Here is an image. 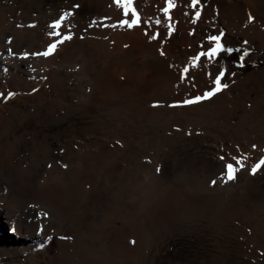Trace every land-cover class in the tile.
I'll return each mask as SVG.
<instances>
[{"label": "bare ground", "instance_id": "1", "mask_svg": "<svg viewBox=\"0 0 264 264\" xmlns=\"http://www.w3.org/2000/svg\"><path fill=\"white\" fill-rule=\"evenodd\" d=\"M217 1L233 4L231 8L235 9L234 13L239 15L240 19L243 18L235 0H216L213 9L217 7ZM84 4L94 5L95 10L82 13L80 8ZM172 5L169 8L168 0L156 2L133 0V7L139 15V24L128 27L121 26V22L127 19L131 23V12L125 17L123 9L118 8L113 0H0V73L6 71L12 74L13 79L22 76L21 82L25 87L32 89L45 83L50 66L53 69L55 65L56 73L61 74L64 69L66 71L71 69V64H76L92 75L93 79L88 87H82L79 83L72 85L73 89L68 90V96L74 97L73 90L82 93L83 89L84 92H88L86 95L88 97L84 96L88 101L97 103L102 109L110 107V110L117 114L116 119L104 115L99 118V122H104L105 119L109 131L118 141L126 136L130 144L140 142L144 136H150L152 130H155L156 127H152L151 124L157 123L165 131L171 132L169 141H179L181 145L188 146L189 149L181 154L182 157H195V153L212 154L219 159L221 156L224 157V160L220 159L221 162L215 167L216 174L212 170L209 173L204 171L201 173L204 178L199 180L194 177L196 169H191L192 175L180 173V177L173 171L179 180L165 184L160 181V177L151 175L153 161L164 166L166 160L171 159L164 152L156 154L152 151L149 156L144 157L150 158L147 163H144L140 150L136 151L134 145L129 151L122 153L117 150L83 152L76 161L90 163L86 164L89 165L86 168L90 175L92 173L97 176L96 179L93 178L92 184L97 192H104L107 212L113 220L121 221L122 226L130 225L137 237L135 245L142 241L143 231L150 227L140 225L145 214L155 219V214L160 209L172 213L176 211L177 206L182 213L189 205L203 202L206 198H209V202L214 198L213 203H218L222 201L221 198L232 197L235 193L233 188L226 186L229 191L220 193L223 191L221 186L228 180L225 165L227 163L234 165L236 171L233 179L237 180L243 173L250 174L252 166L264 157V115L255 117L252 108L244 109L240 120L235 123L238 127L230 125L224 134L231 145L226 154L221 151L223 145L206 137V134L220 133L217 125L212 123V114L223 115L225 120L231 118L227 112L234 111L235 105L232 106L228 91L236 81L230 85L225 81L228 86L209 98L191 104L185 103L186 100L194 99L196 96L203 97L205 92L215 89V85L211 86L215 71L213 68L200 70V83L193 88H187L188 93L183 92L186 88L176 86L179 81L181 82L182 76L168 67L167 61L176 57L171 55L168 49V53L163 52L164 46L166 50L171 32H175L177 26L186 28L188 24L198 22L205 13V8L201 0H196L195 4L193 0H172ZM172 8L174 12H171ZM165 9H168L167 13ZM68 13L71 15H67L59 29L49 27ZM245 19L247 23L248 17ZM160 23H166L170 32L162 33L164 26L161 27ZM144 29L160 34L157 40L151 38L148 44L142 47L143 42L140 38L144 34ZM53 31H59L61 35L50 36L49 33ZM65 35H70L71 39L57 43L56 49L49 56L34 55L46 51L51 43L60 41ZM22 38L27 41L24 44L23 40L24 46H19L25 51L18 52L20 50L17 49L18 43ZM62 52L68 54L64 60L57 63L58 55ZM27 75H30L32 84L28 83L30 80L24 78L28 77ZM41 77L43 80L39 81ZM124 81L127 86L120 88ZM46 84L50 85L47 91L49 96L56 95L57 87L63 88L62 80L55 76L48 78ZM18 87L17 84L15 90H18ZM15 93L14 90H8L4 95L1 93L0 98L11 99L15 97ZM111 97L118 99L112 100ZM157 99L165 101V106L156 107L154 104L157 103ZM179 104H182V107ZM175 105L176 108L173 107ZM4 108L1 107L3 111ZM206 111H212V114L209 115ZM128 121L136 123L140 127L139 131L141 127H145L144 134L139 135V132L131 127L123 131ZM201 123H204V128L199 126ZM236 128L239 130H235ZM187 135L194 138L198 136L197 145H194L196 143L194 139H186ZM14 137L15 142L10 138L11 142L0 144V173L8 177L9 171H14L24 179H18L16 182L8 179L12 187L6 192L0 185V216H4L11 233L14 236L19 235L25 243H17L14 237H10L13 240L5 244L10 256L26 258L29 264H50L55 256H49L51 253L48 251L52 248L49 246L55 239L61 244L64 237L75 232L71 225L80 222L81 216L78 213L89 204V192L85 188L86 183L82 184L80 179H75V153L65 155V147H60L54 155L55 158L46 154L39 162L33 164V168L29 163L31 156L29 151L21 156L17 154L15 161L10 160L11 152L13 153L21 144L24 145L20 141L22 136L16 134ZM40 144L43 145L44 142L41 141ZM253 145L256 146L255 149ZM233 156L241 159L244 166L237 165L232 159ZM57 157L66 163L54 162ZM67 158L71 161H67ZM21 164H26L29 170L22 171L19 167ZM121 165L128 167L127 170L120 168ZM37 166H41V169L37 170ZM263 167L261 166L259 170ZM137 174L138 178L135 180ZM142 175L151 178L146 182ZM172 177L174 176H170L169 181ZM38 180L42 182L39 183ZM24 185L28 188H22ZM24 189H28L26 196L19 194ZM207 193L209 197L206 196ZM12 194L20 195V198L11 199ZM147 197L148 200H145ZM24 199L34 202L24 208ZM125 211L128 213L125 214ZM63 221H66V226L61 232L49 234L50 237L46 239L44 232L49 230L50 233L51 229H48L50 225H60ZM2 227L3 225H0V231ZM152 230L156 231V225Z\"/></svg>", "mask_w": 264, "mask_h": 264}, {"label": "rangeland", "instance_id": "2", "mask_svg": "<svg viewBox=\"0 0 264 264\" xmlns=\"http://www.w3.org/2000/svg\"><path fill=\"white\" fill-rule=\"evenodd\" d=\"M215 1L201 0L205 8L201 20L193 25L188 24L186 28L177 26L175 32H171L170 42L166 45V50L164 46L163 52H169L176 57L168 60L167 65L176 74L182 76L181 82L179 81L176 86L186 88L185 91L182 90L183 92L188 93L187 88H193L200 83V70L213 68L214 77L223 73L222 84L228 81L230 85L236 81L228 91L232 106L235 105L234 111L227 112L231 118L225 120L223 115L218 116L212 114V111H206L209 115H213L212 123L217 125L220 131V136L211 133L206 134V137L223 145L221 151L226 154L231 145L224 134L227 133L230 125L238 127L235 123L240 120L244 109L252 108L255 117L264 115V0H235L239 6L237 8L242 12V19L234 13L235 9L231 8L233 4L217 1L218 5L213 9ZM94 10L95 6L92 4H84L80 8L82 13ZM174 11L172 8L171 12ZM246 17H248L247 23ZM160 26H164L162 33L169 31L166 23H160ZM159 34L144 29V34L140 38L143 42L142 47H145L151 38L157 40ZM213 37H219V40H213ZM26 41L24 38L19 41L18 52L25 51L20 46L23 47ZM217 43L221 46V50L213 56L207 55ZM231 48L233 51L228 55V50ZM235 49L243 52L237 53ZM67 54V52L60 53L56 62L64 60ZM51 67L46 73L45 83L52 76L60 78L63 83V88H56L55 96L48 95L50 86L48 84L44 83L41 87L31 85L33 88L29 89L21 82L22 76L13 79L12 74L6 71L0 73V94L4 95L8 90L16 92L14 98H0V144L11 142L10 138L15 142L16 134L22 136L20 141L24 144L11 152L10 160L15 161L17 154L21 156L29 151L32 156L29 157V163L33 167V164L39 162L44 155L48 154L55 158L54 155L60 147H65V155L75 153V179H80L82 184L86 183L85 188L89 192V204L78 213L81 216L80 222L71 225L75 232L64 237L61 244L55 239L49 246L52 247L47 250L51 253L49 256H55L50 264H264V167L255 174L243 173L237 180L228 179L221 186L223 191L220 193L229 191L226 186L235 189V193L232 197L221 198V202L213 203L214 198L213 200L210 198L212 201L209 202V198H206L203 202L189 205L182 213L177 206L176 211L172 213L160 209L155 214L156 220L151 215L145 214L140 225L150 227L143 231L142 241L135 245L137 237L130 225L122 226L121 221L113 220L107 212L104 192L103 194L97 192L92 184L93 178L97 176L92 173L90 175L86 168L89 166L86 164L90 163L76 161L83 152L117 150L122 153L129 151L132 145L136 151L140 150L143 158L149 156L152 151L156 154L164 152L167 157H171L166 160L164 166L154 161L152 163L149 161V164L151 163L152 167L151 175L160 177V181L165 184L171 181L177 182L180 173L192 175L191 169H196L197 173L194 177L202 180L204 177L201 173L204 171L209 173L212 170L216 174L215 167L221 161L218 156L207 153H195V157H182L181 154L189 149L188 146L181 145L179 141H169L171 132L165 131L157 123L151 124L152 127H156L155 130H152L150 136H144L140 142L130 144L126 136L118 141L109 131L105 119L102 118L104 122H99V118L104 115L116 119L117 114L111 111L110 107L102 109L97 103L88 101L84 98L88 92H84L83 89H81L82 93L73 90L74 97L68 96V90L73 89L72 85L79 83L82 87H88L93 76L76 64H71V69L67 71L64 69L61 74L56 73L55 65L53 69ZM27 76L24 78L30 80L28 83L32 84L30 75ZM38 80L42 81L43 77ZM213 81L211 86L215 85ZM16 83L19 85L18 90H15ZM126 86L127 83L124 81L120 88ZM111 98L118 99V97ZM164 103L165 101L157 99L154 105L164 107ZM179 105L182 107V104ZM1 107H5L4 111ZM173 107L176 108V105ZM125 124L123 131L131 127L137 130L139 135L144 134L145 127H141L139 131L140 127L132 121ZM199 126L204 128V123ZM235 130L238 131L239 128ZM197 137L187 135L185 138L194 139L196 142L194 145H197ZM41 141L44 142L43 145L40 144ZM44 145H46L44 148H40ZM148 159L150 158H144V163H147ZM56 161L66 163L60 157L54 162ZM67 161L71 160L67 158ZM19 167L24 172L29 170L26 164H21ZM37 167H35L37 170L41 169V166ZM120 168L126 171L128 167L121 165ZM170 176L174 177L169 181ZM137 178L138 174L134 179ZM150 178L142 175V179L146 182ZM8 179L16 182L24 178H20L14 171H9L8 177L0 173V185L4 187V192L12 187ZM22 188L28 187L24 185ZM27 190L24 189L19 194L26 196ZM20 195L12 194L10 198L19 199ZM206 196L209 197V194L207 193ZM145 200H148V197ZM25 201L24 199V208L34 202ZM166 208L168 209L167 206ZM127 213L128 211H125V214ZM68 220L70 222V218ZM0 225H3L0 231V264H29L26 258L9 255L10 251L5 243L13 240L10 237H14L17 243L25 242L19 238V235L14 236L11 233L4 216H0ZM154 225L156 231L152 230ZM64 226L66 221L56 226L51 224L48 228L51 229L50 233L49 230L44 232L46 239L52 234L55 235L54 232H61ZM92 231L95 233L93 234Z\"/></svg>", "mask_w": 264, "mask_h": 264}, {"label": "snow or ice", "instance_id": "3", "mask_svg": "<svg viewBox=\"0 0 264 264\" xmlns=\"http://www.w3.org/2000/svg\"><path fill=\"white\" fill-rule=\"evenodd\" d=\"M113 2L117 5L118 8H122L123 9V15L125 17H128L129 12H131V23H129V21L127 19L123 20L121 22V26H128V27H132L133 25H138L139 24V15L136 12L135 8L133 7V0H113ZM196 3V0H193V4ZM168 5L169 8L172 7V0H168ZM78 7V5L76 6ZM168 9H165V12L167 13ZM67 15H71V13L66 14L65 16H62L59 20H57L55 23L49 25L50 28L52 29H59L62 26V21H64L67 17ZM50 36H60L61 33L59 31H53L51 33H49ZM71 39L70 35H65L62 37V39L58 42L55 43H51L48 46V49L44 52L41 53H35L34 55H40V56H44L47 57L50 54L53 53V51L56 49L57 47V43H62L64 40H69ZM213 40H219V37H213ZM10 43V41H9ZM246 43V42H245ZM221 50V46L219 45V43H217V45L215 47H213L211 49L210 52L207 53V55L209 56H213L215 54H217L219 51ZM229 51H231V49H229ZM247 53H245L246 55ZM203 55V53H202ZM223 76V73H221L219 76L214 77V84H215V89L214 90H210L204 93L203 97L201 96H196L194 99L191 100H186L185 103L186 104H191V103H195L200 101L201 99L204 98H209L212 95L215 94V92L220 91L222 88H226L228 85L227 84H222L221 82V77ZM255 145H253V149H255ZM221 160H224V157L221 156L220 157ZM233 160L236 161V164L239 165L240 167H243V163L241 159H238L237 157L233 156L232 157ZM246 159V157H245ZM261 166H264V157H261L259 159V161L257 163H255L252 168H251V174H255L257 170H259L261 168ZM225 169H226V174L228 179H233L234 178V172L236 171V168L234 167V165L232 163H227L225 165ZM213 184H215V181H213Z\"/></svg>", "mask_w": 264, "mask_h": 264}, {"label": "trees", "instance_id": "4", "mask_svg": "<svg viewBox=\"0 0 264 264\" xmlns=\"http://www.w3.org/2000/svg\"><path fill=\"white\" fill-rule=\"evenodd\" d=\"M232 51H233V49H232V48H231V51H229V50H228V55H230ZM235 52H237V53H238V52H243V51H241V50H239V49H235ZM237 57H238V56H237Z\"/></svg>", "mask_w": 264, "mask_h": 264}]
</instances>
